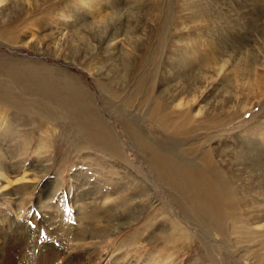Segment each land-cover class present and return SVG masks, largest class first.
Segmentation results:
<instances>
[{
  "label": "rangeland",
  "instance_id": "rangeland-1",
  "mask_svg": "<svg viewBox=\"0 0 264 264\" xmlns=\"http://www.w3.org/2000/svg\"><path fill=\"white\" fill-rule=\"evenodd\" d=\"M6 2L2 264H264V0Z\"/></svg>",
  "mask_w": 264,
  "mask_h": 264
},
{
  "label": "bare ground",
  "instance_id": "bare-ground-1",
  "mask_svg": "<svg viewBox=\"0 0 264 264\" xmlns=\"http://www.w3.org/2000/svg\"><path fill=\"white\" fill-rule=\"evenodd\" d=\"M7 0H0V13H2V11L4 10V7H6V5H7V3L8 2H6ZM244 4V3H243ZM1 5H3V6H1ZM9 5V4H8ZM219 6V5H218ZM222 12V11H221ZM213 31V30H212ZM211 33V32H210ZM118 38V37H117ZM263 66V65H262ZM264 68V67H263ZM262 68V69H263ZM254 73V72H253ZM54 88V87H53ZM49 90H51V89H49ZM2 98V97H1ZM4 101V100H3ZM1 104H3V103H1ZM1 106V105H0ZM86 124H88V125H91L92 123L90 122L89 123V121H87V123ZM165 124V123H164ZM172 125V124H171ZM95 131V130H94ZM91 132V131H90ZM96 134V135H95ZM89 135V134H88ZM94 137L93 138H95L96 137V139H98V138H101V139H105L106 137H105V135L103 134V132H101V131H95V133H94ZM108 139V138H107ZM96 141V140H95ZM104 141V140H103ZM155 165L157 166V169H158V171L160 172V173H163V172H165L166 170H168L169 168H168V166L167 165H165V164H163V163H160V162H156L155 163ZM158 172V173H159ZM198 172V171H197ZM159 173V174H160ZM196 173V172H195ZM200 173V172H199ZM184 175V174H183ZM182 175V176H183ZM184 177V176H183ZM198 177V176H197ZM209 177V176H208ZM174 178V177H173ZM201 178V177H200ZM199 178V181L201 180ZM165 179V178H164ZM177 179H179V178H177ZM204 180H206V178L204 179ZM173 184H175V182H174V180L173 179H171L170 180ZM193 182V181H192ZM207 183V182H206ZM170 184V183H169ZM201 185H202V183H201ZM212 186V185H211ZM210 186V187H211ZM198 187V186H197ZM190 188V187H189ZM214 189V188H213ZM196 190V189H195ZM187 191V190H186ZM185 191V192H186ZM203 192V191H202ZM187 193V192H186ZM211 193V192H210ZM202 194V193H201ZM205 194V193H204ZM215 194V193H214ZM215 196V195H214ZM214 198V197H213ZM209 205H211L210 203H209ZM212 206V205H211ZM212 213V212H211ZM210 214V213H209ZM216 217V216H215ZM106 232V231H105ZM85 238V237H84ZM3 240V239H2ZM84 239H82L81 238V241L80 240H76V241H80V242H82ZM5 242V241H4ZM10 242H11V240H10ZM7 243V242H6ZM52 245V244H51ZM8 248H9V246H8ZM52 248H53V246H52ZM5 249H7V245L6 244H3V243H0V252H4L5 251ZM8 251V250H7ZM3 257V256H2ZM0 259H1V256H0ZM39 259V258H38ZM47 259H50V257L49 258H47ZM37 260V259H36ZM76 260H78V262L80 263V260L79 259H77V258H74V257H72V255L71 256H68V258H64V263L63 264H74V261H76ZM2 263H4L3 261H1L0 260V264H2ZM51 263V262H50ZM30 264H32V262L30 263ZM36 264V263H35ZM78 264V263H77ZM81 264V263H80Z\"/></svg>",
  "mask_w": 264,
  "mask_h": 264
}]
</instances>
